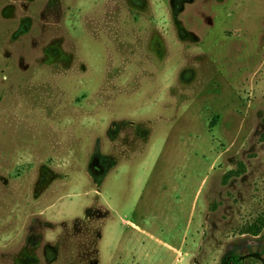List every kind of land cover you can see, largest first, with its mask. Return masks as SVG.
<instances>
[{
	"label": "rangeland",
	"instance_id": "1",
	"mask_svg": "<svg viewBox=\"0 0 264 264\" xmlns=\"http://www.w3.org/2000/svg\"><path fill=\"white\" fill-rule=\"evenodd\" d=\"M259 217L264 0H0V264H264Z\"/></svg>",
	"mask_w": 264,
	"mask_h": 264
},
{
	"label": "trees",
	"instance_id": "2",
	"mask_svg": "<svg viewBox=\"0 0 264 264\" xmlns=\"http://www.w3.org/2000/svg\"><path fill=\"white\" fill-rule=\"evenodd\" d=\"M240 176V172H230L226 175V180L231 179L232 177ZM262 233H264V218L259 217L254 223L248 225L243 229L244 235H250L255 238L259 237ZM258 258L257 254L250 255H237L234 254L228 258V264H243L245 261L254 260Z\"/></svg>",
	"mask_w": 264,
	"mask_h": 264
}]
</instances>
